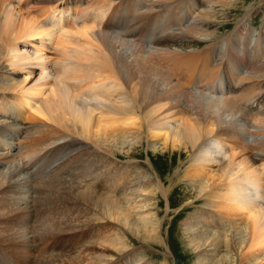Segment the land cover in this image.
<instances>
[{"label": "bare ground", "instance_id": "6f19581e", "mask_svg": "<svg viewBox=\"0 0 264 264\" xmlns=\"http://www.w3.org/2000/svg\"><path fill=\"white\" fill-rule=\"evenodd\" d=\"M230 2L0 0V92L17 93L0 104V126H5L0 136L11 140L9 149L21 133L24 139H33L26 146L29 156L13 159L2 185L20 194L27 206L31 199L20 229L27 228L36 215L32 184L38 182L40 187L46 185L37 196L40 211L62 201L76 207L83 202L103 210L108 222L113 219L135 231L128 201H113L92 185L80 193L74 182L41 177H45L42 170L57 167L66 176L81 175L85 182L94 174L114 181V172L121 169L116 166L118 160L135 162L142 158L139 149L147 146L148 157L164 162L168 174L181 170L184 158H189L186 179L193 189L191 203L215 214L210 225L225 229L228 223L229 234L234 228L230 239L229 234L209 239L204 232L191 233L196 250L208 244L216 256L222 249L228 255L235 251L237 264H264V106L256 104L253 111L248 106L264 99V73L241 78L236 72L246 70L240 64L243 59H230L224 65L228 74H223V68L211 80L209 66L223 64L226 54L206 45L216 40L209 28L217 21V6L225 8ZM139 13L146 20L124 30ZM188 45L192 50L183 51ZM204 45L211 49L195 76L201 55L195 52ZM230 52L234 54L232 46ZM258 63L264 65L254 60V66ZM248 89L263 90L251 101L246 98ZM24 114H29L26 123H22ZM249 132L256 138L252 143L246 141ZM52 137V143L38 149V141ZM88 153L93 158L84 161ZM46 160L50 162L44 166ZM129 166L128 173L136 174V164ZM151 182L148 179L135 188ZM94 185L100 183L94 181ZM135 226L138 234L149 229L150 223L142 220ZM15 236L21 238L19 233ZM121 237L114 242L120 245ZM15 242L28 248L25 241ZM228 255L216 264H235ZM78 258L65 263L73 264ZM47 259L56 264L62 257L51 254Z\"/></svg>", "mask_w": 264, "mask_h": 264}, {"label": "rangeland", "instance_id": "374dc122", "mask_svg": "<svg viewBox=\"0 0 264 264\" xmlns=\"http://www.w3.org/2000/svg\"><path fill=\"white\" fill-rule=\"evenodd\" d=\"M196 1L199 2V0ZM227 4L225 8L217 6L219 13L217 21L209 28L210 32L213 31L216 35V40L206 45L211 44L214 48L222 49L221 51L226 54V60H223V64L219 67L209 66L210 70L214 71L211 80L219 77L225 62L230 59L235 61L243 59V61L240 60V64H242L244 69L246 67V70L242 69L243 72H240V74L239 69L236 72L241 78L247 73L255 75L262 70L264 73L263 64L258 63V66H254V60L264 63V0H231ZM142 13L138 14H141L139 18L136 14L132 20L133 24L130 23L124 30L130 25L137 27L142 24L146 20L142 19ZM27 42L26 44L32 45L36 43L33 41ZM230 43L232 44L230 45ZM206 45L198 50L196 49L197 52L195 54L201 55H199L197 66H195V76L198 75L201 64L202 62L204 63V59L211 49V47L206 48ZM227 46L229 53L228 51L227 53L225 52ZM231 46L234 54L230 52ZM191 50L192 48L188 45L183 51ZM233 55H235L234 58ZM200 62L201 64H199ZM223 74H228L226 67L223 70ZM237 78L234 80L235 82L238 81ZM16 79L20 80V75ZM0 82H2V77ZM239 83L241 84L243 81H239L237 84ZM240 84L237 86H241ZM190 87L191 85H187L188 90H191ZM262 90L251 89L248 91L246 98L250 97L252 101V98H255L258 93H262ZM16 94L8 91L0 92V104L3 100L13 99ZM262 95L264 96V93ZM256 104L264 106V99H255L253 102L248 103L251 111L255 110ZM0 114H2L1 107ZM25 115L28 116L29 114H24L22 123L28 121V117H25ZM4 127V125H1L0 129ZM38 127L36 126V128ZM27 131L29 132V130H24L23 132L26 133ZM249 133L250 135L245 136L247 138L246 141L252 143L256 138L252 136L251 132ZM33 135L36 134L33 133ZM24 136L25 134L22 133L17 136L13 141L12 149H9V144H7L11 140L8 141V138L3 139L0 136V264H55L50 261L51 259H47L48 255L51 254H57L62 257L56 264H68L65 263L67 260H73L72 258L78 256V263L75 262L73 264H216L221 257L228 255V252L222 249L216 256L212 251L213 248L208 247V244L205 248L196 250L195 245L191 242L190 236L193 232H204L209 235L210 239L218 233L222 235L229 234L227 229L231 225L227 223L228 226L225 229L210 225L215 214L208 210H203L202 206H200L201 204L194 205L191 203L193 198H191L190 193L193 189L187 186L189 180L186 179V173L191 164L190 159L184 158L183 168L181 170H173L172 173L168 174L164 172V169L167 168L164 162L162 163L148 157L150 149L147 146L139 149L142 153V158H136L135 162L128 163L124 159L118 160L120 164L116 166L121 169H118L119 172H114V178H116L114 181H110L112 183L108 181L111 178L110 176L103 175L101 178L95 174L92 175L93 178L95 177L94 180L90 177V180L85 182L82 181L81 175L75 173V176H66L61 171V168L57 169V167L51 169V171L42 170V174L45 177L41 178L74 182L76 187L79 188L77 192L80 193L84 192L89 185H92L91 188L93 187V190L95 189L96 192L107 195L113 201L122 200L123 202V200H126L129 203L127 204L129 207L127 210L130 216L129 221L134 224V230H137L135 224L140 226L142 220L150 223L149 229L142 230L140 233L138 231L137 234V231H132L113 219L108 222L102 217L104 216L103 210L90 207L89 205L83 206V202L76 207L68 201H62L57 206H43L40 211L38 205L40 201L37 196H39L41 189H44L46 185L40 187V183L37 182L36 184L35 181L32 184V200L36 210L35 217L40 218V220L37 219L39 220L37 222L34 217L27 228L20 229L22 222L25 220L24 209L30 206L31 199L27 206L25 202L21 201L20 194L4 189L2 185L8 180L7 173L14 164L12 163L13 159H18L19 161L23 160V157L29 156L27 155L28 151L26 152L29 147L26 146L33 139H24ZM52 141H54V138L47 140V142L38 141L40 143L38 149L45 147ZM10 155L15 156V158H10ZM101 157L107 159L103 154H101ZM88 158H93L92 153L86 154L84 161ZM49 162L50 160H46L42 164L46 166ZM74 162L76 163L77 161ZM99 163H102V159H100ZM132 164L137 166L134 167L135 171H133L137 172L136 174H129L131 172V166L129 165ZM70 174H73V171ZM105 177L107 178L105 179ZM100 178L101 180H99ZM148 179H152L153 182L148 185L141 184V186L138 185L139 187L135 188L141 182L147 183ZM119 180H121V183ZM94 181L99 182L100 185L93 186ZM160 181L161 186L159 185ZM144 190L145 193L143 192ZM138 191L139 193H137ZM189 205L191 206L189 207ZM232 231H234V228ZM16 233H19L21 238L15 239ZM66 234L74 235L68 238ZM117 236H120V238H122L121 236L124 237L120 245L114 242ZM15 241H25L28 244V248L24 247L26 246L25 244H23L24 246L16 244ZM103 241L108 242V244H104ZM228 256H231L230 261L234 260L235 264H237L235 251H231Z\"/></svg>", "mask_w": 264, "mask_h": 264}]
</instances>
